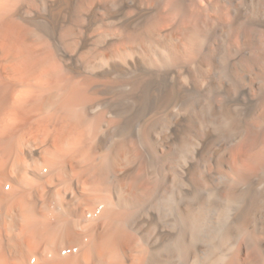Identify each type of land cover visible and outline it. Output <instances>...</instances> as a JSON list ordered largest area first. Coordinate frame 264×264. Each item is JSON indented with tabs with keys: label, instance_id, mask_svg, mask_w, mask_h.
<instances>
[{
	"label": "bare ground",
	"instance_id": "1",
	"mask_svg": "<svg viewBox=\"0 0 264 264\" xmlns=\"http://www.w3.org/2000/svg\"><path fill=\"white\" fill-rule=\"evenodd\" d=\"M0 264H264V0H0Z\"/></svg>",
	"mask_w": 264,
	"mask_h": 264
}]
</instances>
